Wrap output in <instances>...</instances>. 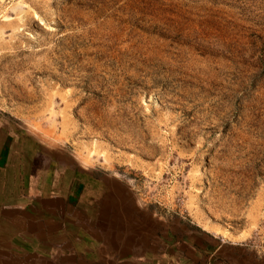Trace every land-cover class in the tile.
<instances>
[{"label": "rangeland", "instance_id": "374dc122", "mask_svg": "<svg viewBox=\"0 0 264 264\" xmlns=\"http://www.w3.org/2000/svg\"><path fill=\"white\" fill-rule=\"evenodd\" d=\"M0 112L128 184L159 248L264 254V0H0Z\"/></svg>", "mask_w": 264, "mask_h": 264}, {"label": "crops", "instance_id": "0c3cea01", "mask_svg": "<svg viewBox=\"0 0 264 264\" xmlns=\"http://www.w3.org/2000/svg\"><path fill=\"white\" fill-rule=\"evenodd\" d=\"M132 195L0 112V264H264V254L199 226L159 248Z\"/></svg>", "mask_w": 264, "mask_h": 264}]
</instances>
